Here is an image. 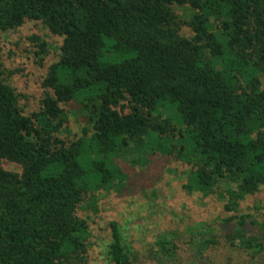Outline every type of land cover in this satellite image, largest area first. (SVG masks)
I'll list each match as a JSON object with an SVG mask.
<instances>
[{
  "label": "trees",
  "instance_id": "1",
  "mask_svg": "<svg viewBox=\"0 0 264 264\" xmlns=\"http://www.w3.org/2000/svg\"><path fill=\"white\" fill-rule=\"evenodd\" d=\"M27 21L59 38V57L26 113L0 56V264H88L80 211L126 189L118 158L135 152L192 165L189 192L228 186V211L264 190V0H0V30ZM73 102L87 126L70 139ZM110 230L105 264H264L251 214L161 232L142 251L118 221Z\"/></svg>",
  "mask_w": 264,
  "mask_h": 264
},
{
  "label": "rangeland",
  "instance_id": "2",
  "mask_svg": "<svg viewBox=\"0 0 264 264\" xmlns=\"http://www.w3.org/2000/svg\"><path fill=\"white\" fill-rule=\"evenodd\" d=\"M184 13V10H179ZM182 34L190 36L191 29L184 25ZM38 37L34 39L33 37ZM45 42L44 50L39 43ZM58 37L52 35L38 21H27L15 30H0V56L3 59L9 83L20 97V105L26 113L36 111L42 91V81L50 66L59 57ZM66 121L63 136L74 139L83 135L86 120L78 105L63 104ZM138 152L126 158H118L120 166L129 176V185L123 191L101 190L94 200L86 199L80 213L89 218L93 246L88 264H105L104 254L111 239L110 223L119 222L126 237L137 249L144 250L155 237L165 231L185 232L197 226H217L224 219L241 214H251L264 223V190L247 195L236 204L230 203L228 186L220 185L210 195L189 192L184 188L192 165L172 156H145ZM9 170L20 171L16 163H5ZM225 255V254H224ZM264 256V255H263ZM221 263L226 256H221Z\"/></svg>",
  "mask_w": 264,
  "mask_h": 264
}]
</instances>
